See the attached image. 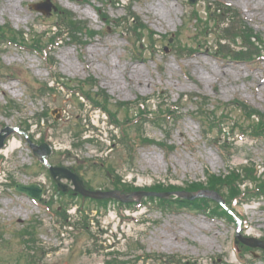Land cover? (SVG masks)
I'll return each mask as SVG.
<instances>
[{
    "label": "rangeland",
    "instance_id": "obj_1",
    "mask_svg": "<svg viewBox=\"0 0 264 264\" xmlns=\"http://www.w3.org/2000/svg\"><path fill=\"white\" fill-rule=\"evenodd\" d=\"M44 1L14 0V5L10 8L8 0H0V24L10 22L16 29L27 33L32 29L36 33H42L50 24L56 22L50 4L49 9L42 13L33 8L35 3ZM53 1L102 33L81 48L66 42L56 46L52 53L55 60L53 69H49L36 53L16 46H3V66L22 71L27 81L34 77L40 81L49 80L52 72L79 79L91 74L116 101L133 100L138 95L150 96L157 93L158 99L148 100L152 110L157 108L158 101L167 97L168 103L176 102L182 107L180 119L175 123L167 121L169 140L174 149L166 153L156 144L140 143V133L156 140L164 138L158 126L147 122L141 127V131H131L133 151L128 154L121 142H118L117 130L109 125L104 126L101 122L97 127L91 121L89 124V112L80 107L69 94L62 92L37 98L27 89V81L11 79L9 76L0 80V107L5 104L6 99H12L20 104V108L7 111L0 108V129L3 127L1 123L14 126L25 119L32 123L30 132L38 139L42 127L52 122L53 116L49 111L55 109L54 114L60 117L53 122L56 128L49 129V140L54 150L67 149L70 152L51 154L49 160L52 163L60 160L62 164L70 165L82 163L80 160L83 158H101L112 162L116 173L137 186H151L157 181L183 186L187 181L203 180L205 166L216 173L225 170V161L216 145L203 139L202 127L191 116L196 104L189 97L195 95L199 100H202V96L210 97L209 108L220 101L240 98L264 112V90L260 88L258 80L259 77L264 78V56L252 64L236 63L212 56L209 47H202L193 55L178 56L164 40L158 42L152 50H146L144 59H137V42L129 40L126 28L117 27L114 23L105 25L95 12L96 6H102L111 19L122 17L126 13L128 0ZM206 1L215 0H194L192 3L189 0H135L133 11L159 35L166 34L170 37L183 25L184 20H189L193 9L203 13ZM223 1L231 3L247 23L264 36L263 12L255 9L256 15H253L243 0ZM257 1L260 2L255 0L256 3ZM84 12H88L89 17ZM183 28L181 43L185 44L193 35V23L188 22ZM164 47L167 48L166 51ZM18 75L23 76L20 73ZM45 110H48V116L40 124L36 115ZM230 115L239 117V110L233 109ZM79 127L88 130L84 132V137L90 134L93 141L79 144L75 138ZM8 136L15 141V147L9 152L0 153L5 156L4 175L0 177V232L4 237H9L28 219L39 218L42 221L40 239L46 247L58 249L46 256L49 264H103L107 258V249L103 250V247L111 244L122 257H128L129 254H134L133 251L129 253V246L133 241H139L145 253L187 256L204 264H214L213 261L216 264H233L237 263L232 244L236 234L248 238H264V225L260 226L261 219L264 218V202L242 207L248 228L239 233L236 232L235 225L224 219L208 218L187 209L162 211L156 204L142 207L133 213L134 220L125 222H120L113 210L102 215H95L93 211L92 217L96 218L91 220L90 225L94 237L88 236L85 230L78 233L76 230L66 231L45 210L8 185L10 180L25 183L44 181L48 190L45 198L53 190V184L44 173H33L37 158L23 134L13 131ZM225 136L226 133L221 138L225 139ZM226 139L231 141V138ZM234 145L238 151L234 147L230 150L233 153L232 165L244 163L246 156H251L260 165L264 162L263 140L245 136L238 138ZM91 170L86 171L87 177H92ZM261 170L264 171V168L261 167ZM91 179L95 185L105 180L101 171H96V176ZM69 212L74 215L73 206ZM105 229L107 233H103ZM72 232L77 236L75 241ZM17 247L16 242L6 245L0 240V264L12 262ZM249 264L264 262L257 256Z\"/></svg>",
    "mask_w": 264,
    "mask_h": 264
},
{
    "label": "trees",
    "instance_id": "obj_2",
    "mask_svg": "<svg viewBox=\"0 0 264 264\" xmlns=\"http://www.w3.org/2000/svg\"><path fill=\"white\" fill-rule=\"evenodd\" d=\"M101 17H106L105 14H100ZM58 18L63 22L65 30V34L71 41L74 42H81L82 37L85 34L88 36L93 35V31L89 30L86 25L83 23V21L75 19L74 16L68 11L60 8V11L57 14ZM209 16V12H208ZM215 17L213 20L217 25H223L226 24L225 20H228L230 18H233L236 16L234 10L228 6V5H223V4H216V6L213 9L212 15ZM132 20H135L138 22V17L133 15ZM239 25L235 26L233 22H228L227 25L223 26L222 31L224 32L222 36L219 38L226 39L227 36H232V38H244L243 43L241 45V48L239 50H232L230 54L237 59L245 60L251 55L255 54L258 52V50H251L249 47L257 48L254 45V42L251 40L252 34L251 32L248 33L249 28L246 27V25L242 21H238ZM140 27L143 28L142 24ZM134 31L138 30V27L134 26ZM236 30V32H234ZM85 31V32H84ZM233 32V33H231ZM4 34L5 32L2 30L0 32ZM17 33L12 38V42H17L18 40ZM21 39L24 40V37L21 36ZM38 42L39 40H35ZM219 44V42H218ZM219 47L225 48V46L219 44ZM245 48V50H244ZM82 84H85V82H82ZM87 97L92 98L89 92H84ZM252 113H256L260 115V124H256V126L260 127L261 130H263L264 127V115L259 113L257 110H249L248 111V117ZM111 116L112 113L110 112ZM242 173L240 174L236 172L235 170H231L229 174L225 176H218L213 173L207 172L206 174V182L201 183V182H196L193 184H190L188 186L189 189L191 190H197L200 188H209V189H214L218 192H222L224 189L226 190L227 194L226 197L228 200H230L232 197H250V194L252 196L264 194V179L259 178L256 175V170L254 168H247L245 166L242 167ZM245 180H249L250 182H254L253 185H255L257 191L250 193L249 188L241 189L238 183H242ZM175 188L174 186H169V187H163L162 185H157L154 189L157 190H163V189H172ZM210 202L213 203L212 201L204 198L196 199L192 202H188L185 200H175V203L178 206H189L192 208H196L199 210L206 211L207 209H210V211L213 214H222L230 218V216L216 203H213V208L210 207ZM166 205H171V202H163ZM63 218L65 219V215H63ZM36 235V226L33 224L27 225L25 228H23L20 232V237L22 241L25 244V251L23 253V264H37L38 260L36 259V245L37 241L35 239Z\"/></svg>",
    "mask_w": 264,
    "mask_h": 264
},
{
    "label": "water",
    "instance_id": "obj_3",
    "mask_svg": "<svg viewBox=\"0 0 264 264\" xmlns=\"http://www.w3.org/2000/svg\"><path fill=\"white\" fill-rule=\"evenodd\" d=\"M7 132L9 131L8 128L5 129ZM5 137V135H0V146L3 143V138ZM44 154L45 153H49V148L48 147H44L43 148ZM50 172L51 174L55 177L56 175L59 176H63L66 177L68 179H72L74 185H75V190L81 192L83 195L85 196H92L95 198H106V197H110V196H114L116 198H119L121 200H131L132 199V195H125V194H120L117 191H108V192H103L100 190H96V191H90L85 189L82 180H80L78 178V176L74 173H71L70 171L64 169V168H59V167H50ZM17 189L21 190V191H25L28 195L35 197V198H40V189L35 186V185H17ZM170 193H155V192H137L135 193V195H138L139 198H141L143 195H158V196H168ZM175 194L180 195V196H184L187 198H194L195 195L191 194V193H185V192H176Z\"/></svg>",
    "mask_w": 264,
    "mask_h": 264
},
{
    "label": "bare ground",
    "instance_id": "obj_4",
    "mask_svg": "<svg viewBox=\"0 0 264 264\" xmlns=\"http://www.w3.org/2000/svg\"><path fill=\"white\" fill-rule=\"evenodd\" d=\"M259 1L260 2L257 1L256 3L255 0H243V3H245L246 6L249 8V10L253 12V15H256L255 9H258L257 11H261L264 13V0H259ZM13 5H14V0H8V6L12 8ZM84 13L87 17H89L88 12H84ZM258 80H259L260 88L264 90V78L259 77ZM14 147H15V141L10 139L8 143L0 150V152L1 151L9 152L10 150L14 149ZM263 225H264V218H262L260 222V226Z\"/></svg>",
    "mask_w": 264,
    "mask_h": 264
}]
</instances>
